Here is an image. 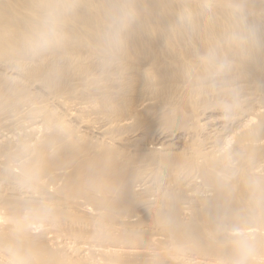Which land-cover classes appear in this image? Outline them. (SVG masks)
<instances>
[{"label": "bare ground", "instance_id": "1", "mask_svg": "<svg viewBox=\"0 0 264 264\" xmlns=\"http://www.w3.org/2000/svg\"><path fill=\"white\" fill-rule=\"evenodd\" d=\"M2 213L0 264L230 262L236 230L264 264V0H0ZM66 219L104 234L71 257Z\"/></svg>", "mask_w": 264, "mask_h": 264}, {"label": "rangeland", "instance_id": "2", "mask_svg": "<svg viewBox=\"0 0 264 264\" xmlns=\"http://www.w3.org/2000/svg\"><path fill=\"white\" fill-rule=\"evenodd\" d=\"M21 10V9H20ZM19 10V15H20V17L18 18V19H25L26 21H27V19H26V17L24 16V15H22V12ZM22 15V16H21ZM24 16V17H23ZM29 17H31V16H29ZM17 30V29H16ZM38 85V86H37ZM36 86L37 87H35L34 88V86H31L32 88H28V90L31 92V93H33V94H36L37 95V98H36V95H34V97L36 98V101L37 102H40V101H42L41 100V98H43L44 97V99H45V97H47V96H44V95H47V93H44V91L43 90H41L42 88L40 87V85L39 84H37ZM38 88V89H37ZM41 88V89H40ZM32 89V90H31ZM34 89V90H33ZM37 90H39V92H40V95H39V93H38V91ZM35 92V93H34ZM38 93V94H37ZM76 93H81L80 91L79 92H77V90H76V92H75V101L74 100H72V102H76V101H78V103H82L83 105L81 106V107H83L84 109H87L86 108V103H85V101H84V99H83V101L81 102V100H80V98H78L77 96H76ZM38 95H39V97H38ZM40 96H42V97H40ZM66 96L68 97V95H65L64 97L66 98ZM87 102V101H86ZM85 105V106H84ZM58 106V105H57ZM52 107V106H51ZM60 109H58L57 111H55L57 114H55L56 116L57 115H61L62 117V119L64 120V119H66V121L67 122H69V123H71V121H72V123H76V124H79V122L81 121V120H79L80 118H77L76 117V119L74 118V115L72 114V116H73V118L71 119V117L72 116H69V115H71L70 113H68V112H70V111H66L67 109H64L63 107H59ZM63 109V110H62ZM69 110V109H68ZM61 111V113H59ZM64 113H66V116H64L65 114ZM64 114V115H63ZM54 115V114H53ZM76 116H78V115H76ZM81 116H83V118H84V115H81ZM79 117V116H78ZM71 119V120H69L68 121V119ZM78 119V120H77ZM39 121V120H38ZM78 121V122H77ZM75 123L74 124H72L73 126L75 125ZM79 126H80V124H79ZM78 125H75L74 127L75 128H77V127H79ZM5 216H4V213H2V215H0V218H4ZM3 220V219H2ZM66 220H69V221H71L72 223H71V225L70 226H68V225H66V226H62V228L59 226V228H58V226H57V228H55V227H52V229L54 230V231H56L60 236H62L63 238H66V239H59V238H57L56 240L59 242V243H61V245L60 246H62V251L65 253L66 252V254H68L69 255V250H65L66 249V247L68 248V247H70V246H77L78 244H84V243H87V242H95V241H97V239H96V237H98L100 234H98L97 232L99 231V233H100V231H102L103 232V230L105 229H98V227H92V225H83L82 226V224H81V222H78V221H76V220H74V219H66ZM85 227V228H84ZM97 231V232H96ZM60 232V233H59ZM77 232V233H76ZM79 232V233H78ZM94 232V233H93ZM64 233H67V234H71V236H69V235H65ZM89 233V234H88ZM77 234V235H76ZM88 234V235H87ZM93 234L95 235V234H98V235H95L96 237H94L93 236ZM104 234V232L102 233V235ZM146 234V233H145ZM74 235H75V237H74ZM101 235V236H102ZM87 236V237H86ZM91 236H93L92 238H91ZM142 236H143V234H142ZM145 236V235H144ZM146 237V236H145ZM144 237V238H145ZM76 238V239H75ZM82 238V239H81ZM81 239V240H80ZM95 240V241H91V240ZM90 240V241H89ZM80 247V246H79ZM65 248V249H64ZM67 251H69L68 253H67ZM190 251V252H189ZM188 254H187V256L183 259L184 261H181V262H179L178 264H183L184 262H186V260H189V259H191V258H195V257H198V258H204V257H202V256H198V254H196L195 252H193V250L191 251V250H188ZM192 252V253H191ZM185 253H187V251L185 252ZM69 256H71V257H73L74 256V254L73 253H70V255ZM77 256H78V254H77ZM77 256L75 255V260L76 261H78L77 259ZM216 257H208L207 259H211V263L212 264H235V261H227L226 259V261L227 262H224L225 260H224V258L223 259H221L222 261H220V259L219 260H217V259H215ZM95 259V257L93 258V260ZM96 260V259H95ZM210 261V260H209ZM79 262V261H78ZM88 262V261H87ZM123 263V264H127L126 262H128V261H123V260H120L119 261V263ZM202 262H205V260L203 261L202 260ZM81 263V262H80ZM95 263V262H94ZM121 263V264H122Z\"/></svg>", "mask_w": 264, "mask_h": 264}, {"label": "clouds", "instance_id": "3", "mask_svg": "<svg viewBox=\"0 0 264 264\" xmlns=\"http://www.w3.org/2000/svg\"><path fill=\"white\" fill-rule=\"evenodd\" d=\"M62 15L61 9L57 6H53L45 14L41 28L31 42L33 50L37 52L46 50L57 41L60 34ZM116 21L117 23L114 25L113 31L110 34V40L113 41L119 40L120 26L122 25L119 14L116 17ZM231 243L236 254L235 264H246L252 251L251 237L241 230H236L232 234Z\"/></svg>", "mask_w": 264, "mask_h": 264}]
</instances>
